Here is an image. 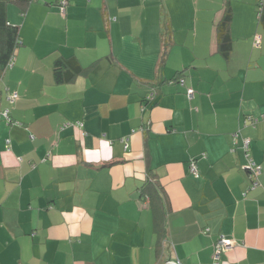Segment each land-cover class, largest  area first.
Here are the masks:
<instances>
[{"label":"crops","instance_id":"1","mask_svg":"<svg viewBox=\"0 0 264 264\" xmlns=\"http://www.w3.org/2000/svg\"><path fill=\"white\" fill-rule=\"evenodd\" d=\"M60 1L7 5L0 264H264L258 0Z\"/></svg>","mask_w":264,"mask_h":264},{"label":"trees","instance_id":"2","mask_svg":"<svg viewBox=\"0 0 264 264\" xmlns=\"http://www.w3.org/2000/svg\"><path fill=\"white\" fill-rule=\"evenodd\" d=\"M30 0H0V67H4L6 63L12 61L14 52L18 44L20 43L18 25L12 24L8 21L7 18V5L10 2H15L20 7L26 5ZM258 11L260 18H262L261 13L264 10V0H258ZM232 17L231 9L229 6H226L224 13L221 19L216 25V43L220 52L224 57H227L229 50L231 48V36L229 30V23ZM144 184V188L149 185ZM161 222L156 218L154 220L155 230L161 232Z\"/></svg>","mask_w":264,"mask_h":264},{"label":"built area","instance_id":"3","mask_svg":"<svg viewBox=\"0 0 264 264\" xmlns=\"http://www.w3.org/2000/svg\"><path fill=\"white\" fill-rule=\"evenodd\" d=\"M260 1H262V0H260ZM60 2L63 3L64 1L61 0ZM11 62H9V63H11ZM174 79L178 80L181 84L184 82V78L180 75H177ZM186 92H187V95L189 98L193 96V91L190 88H187ZM152 95H153V93L151 92L149 95H147V98L148 99L151 98ZM16 96H17V92L13 91L8 95V99L13 100ZM0 118H4L7 121L10 120L8 108L0 109ZM247 146H248V139L245 138L244 139V147L247 148ZM189 166H190L189 167L190 172L193 175L197 176L198 172H197L195 163L193 161H190ZM247 167L249 168L250 175H252V177H253V175L254 176L257 175L260 171V165L254 163L251 160L248 162ZM253 182L254 181H252V183ZM233 243L234 242L232 239L225 237L224 235H218L213 242V254H212L213 261L216 263L219 260L221 253L224 252L225 250L231 248ZM173 262L176 264H179L176 261H173Z\"/></svg>","mask_w":264,"mask_h":264},{"label":"water","instance_id":"4","mask_svg":"<svg viewBox=\"0 0 264 264\" xmlns=\"http://www.w3.org/2000/svg\"><path fill=\"white\" fill-rule=\"evenodd\" d=\"M162 264H176V263H174L173 261L168 260V261H165V262L162 263Z\"/></svg>","mask_w":264,"mask_h":264}]
</instances>
